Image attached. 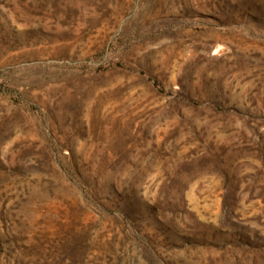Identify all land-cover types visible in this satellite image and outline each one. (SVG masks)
Here are the masks:
<instances>
[{"label": "rangeland", "instance_id": "374dc122", "mask_svg": "<svg viewBox=\"0 0 264 264\" xmlns=\"http://www.w3.org/2000/svg\"><path fill=\"white\" fill-rule=\"evenodd\" d=\"M0 264H264V0H0Z\"/></svg>", "mask_w": 264, "mask_h": 264}]
</instances>
